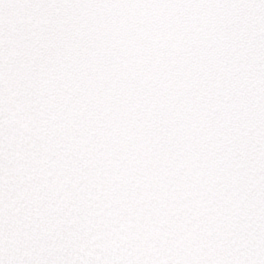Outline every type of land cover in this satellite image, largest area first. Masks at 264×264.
Masks as SVG:
<instances>
[{"label": "snow or ice", "instance_id": "1", "mask_svg": "<svg viewBox=\"0 0 264 264\" xmlns=\"http://www.w3.org/2000/svg\"><path fill=\"white\" fill-rule=\"evenodd\" d=\"M0 264H264V0H0Z\"/></svg>", "mask_w": 264, "mask_h": 264}]
</instances>
